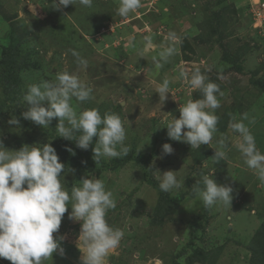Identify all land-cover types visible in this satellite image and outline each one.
<instances>
[{"label":"rangeland","instance_id":"obj_1","mask_svg":"<svg viewBox=\"0 0 264 264\" xmlns=\"http://www.w3.org/2000/svg\"><path fill=\"white\" fill-rule=\"evenodd\" d=\"M262 2L142 0L135 14L123 18L116 11L119 0H94L92 8L77 3L62 10L51 7V0H0V101L8 106L0 107V140L6 148L50 142L56 149L58 120L43 128L24 119L23 95L28 84L55 79L65 69L80 71L94 89V99L79 104L78 110L96 107L101 114L115 112L129 120L127 161L101 158L96 162L94 140L91 150L76 145L82 157L79 164L65 163L69 191L79 180L95 175L113 192L116 207L107 218L124 236L104 264H253L250 245L256 242L264 219V184L244 164L235 146L239 136L229 124L246 116L244 123L264 152V86L256 83H264V20L255 17L257 11L264 15L258 8ZM169 32L177 34L176 41L167 40ZM7 47L16 52L21 65L14 100H7L3 90L1 60ZM168 47L174 48V55L162 69L154 70L153 58ZM223 49L242 71L224 59ZM71 50L88 60L86 71L79 69ZM197 68L224 93L216 110L220 117L216 138L228 137L226 160L214 162L215 150L208 145H201L208 155L201 159L200 149L167 136L166 124L172 115L179 117V106L202 98L182 75L190 78ZM165 77L173 83L161 105L155 89ZM11 101L17 105L15 111L9 107ZM13 115L20 120L19 129L8 124ZM164 143L172 145L173 153H163ZM211 168L217 183L233 188L231 207L206 208L194 194L196 182L203 188L201 176ZM158 170L185 177L184 187L166 192L179 205L164 215L161 224L152 220L160 193ZM70 212L69 206L59 232L54 233L65 237L64 255L54 252L46 264H81V224L69 218ZM0 264L11 261L0 258Z\"/></svg>","mask_w":264,"mask_h":264},{"label":"clouds","instance_id":"obj_2","mask_svg":"<svg viewBox=\"0 0 264 264\" xmlns=\"http://www.w3.org/2000/svg\"><path fill=\"white\" fill-rule=\"evenodd\" d=\"M77 3L85 8L94 6V0H51V7L62 10ZM141 7L142 0H119L116 11L120 17L127 18ZM167 40L176 41L177 34L169 32ZM71 51L79 69L86 71L88 60L79 52ZM174 52L172 47L161 50L153 58L154 70L162 69ZM182 75L192 89L202 93V98L188 99L179 106V117L172 115L166 124L167 136L187 142L191 149L208 145L215 150L214 162L226 160L228 137L221 134L216 138L220 120L216 110L221 107L220 97L224 93L198 68L190 78L187 74ZM171 83L173 81L165 77L155 89L161 105L171 93ZM93 92L90 81L81 76L80 71H58L55 79H41L27 85L23 95L27 107L22 116L43 128H48L53 119H57V136L75 141L82 150H87L95 140L92 151L96 162L101 158L127 156L131 150L125 143L128 119L115 112L101 114L96 107L78 110L79 104L94 99ZM74 99L78 102L75 106ZM246 118L239 121L233 118L229 128L239 136L235 146L244 164L264 184V152L257 148L255 136L244 123ZM8 124L19 129L20 120L13 115ZM162 150L166 155L174 151L169 143H164ZM68 170L50 142L25 144L18 150H10L0 140V258L11 264H46L52 261L54 252L64 255L61 242L65 237H54V233L59 232L69 206V218L81 224L78 241L83 247L77 245L82 252L81 264H104L110 252L120 245L124 232L112 226L107 218L109 211L116 207L113 192L107 190L104 181L95 175L79 180L69 191L64 179ZM156 179L163 192L171 193L184 187L185 177L178 179L177 171L158 170ZM201 180L203 188L196 182L193 192L204 207H231L233 188L217 183L213 168L203 174Z\"/></svg>","mask_w":264,"mask_h":264},{"label":"trees","instance_id":"obj_3","mask_svg":"<svg viewBox=\"0 0 264 264\" xmlns=\"http://www.w3.org/2000/svg\"><path fill=\"white\" fill-rule=\"evenodd\" d=\"M188 46L189 45L187 44L185 47ZM14 53L16 52H12L10 47L5 48L1 60V65L5 68V73L3 78L5 84L3 90L7 100L15 99L14 96L16 95L15 93L19 88V82H20L18 71L21 65L19 64V58L16 55H14ZM223 57L228 62H232L234 64L233 66L237 71H242V67L239 64L233 62L229 52L226 49H223ZM256 81H257L256 83H260L264 86V83H262L260 80H256ZM12 103L13 104L10 105L9 107L12 111H15L17 105L15 104V102ZM0 107L7 108L8 106H6L4 102L0 101ZM221 130L222 131L224 130V126L221 128ZM55 145H56V151L58 157L62 163L65 164L71 161L79 164L82 161L81 155L76 152L77 148L75 141L67 140L63 137H58ZM91 147L92 145H90L87 150H91ZM68 149H72V151H69ZM203 151H204L203 149H200V152L202 153L200 155L202 157L201 159H203V157L208 156L206 153H203ZM128 157L129 156H124L123 158H119V161L125 162L127 161ZM178 205H179L178 200L169 198L166 192L160 190L159 199L155 205L154 213L152 214V220L156 224H161L164 220V215L174 212ZM262 222L263 223L261 227L259 228V230L257 231L254 237L256 242H254L253 240L254 244L252 243L250 245V249L252 251L253 264H264V219ZM194 257H197V255Z\"/></svg>","mask_w":264,"mask_h":264},{"label":"built area","instance_id":"obj_4","mask_svg":"<svg viewBox=\"0 0 264 264\" xmlns=\"http://www.w3.org/2000/svg\"><path fill=\"white\" fill-rule=\"evenodd\" d=\"M258 8H260V9H262L264 11V2H262L261 4H258ZM257 16L259 17L258 20H260V21L264 20V15H263V13L261 11H257V13H255L256 19H257Z\"/></svg>","mask_w":264,"mask_h":264}]
</instances>
